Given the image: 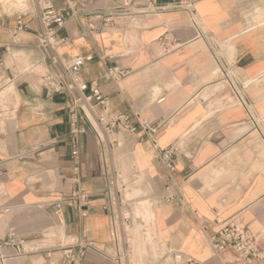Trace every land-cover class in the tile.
Masks as SVG:
<instances>
[{"label": "crops", "instance_id": "obj_1", "mask_svg": "<svg viewBox=\"0 0 264 264\" xmlns=\"http://www.w3.org/2000/svg\"><path fill=\"white\" fill-rule=\"evenodd\" d=\"M50 1L68 16L57 33L69 38L56 50L57 65L38 42V10L9 11L0 3V241L10 242L5 255L19 244L26 250L5 264H67L64 248L110 242L99 128L89 124L79 138L76 183L70 98L52 94L42 80L63 77L76 56L91 57L77 81L99 86L108 115L130 118L114 157L139 203L131 210L135 264H160L162 255L173 264L174 253L230 264L232 254H214L211 238L231 221L257 235V264H264V141L239 105L221 101L227 88L209 51L247 84L242 92L264 131V0ZM177 2L191 4L202 37ZM112 67L130 73L105 79ZM152 138L172 153L171 171L158 162ZM76 185L89 196L87 208L56 212L53 202ZM82 264L114 263L89 250Z\"/></svg>", "mask_w": 264, "mask_h": 264}, {"label": "built area", "instance_id": "obj_2", "mask_svg": "<svg viewBox=\"0 0 264 264\" xmlns=\"http://www.w3.org/2000/svg\"><path fill=\"white\" fill-rule=\"evenodd\" d=\"M36 7L39 12V20L41 30L38 35V42L41 47L46 48L51 55L52 64L60 63L57 54V48L67 44L69 38L59 37L57 35L68 18L63 11L56 10L50 0H35ZM175 9H186L190 15V23L192 28L202 37L198 20L191 4L184 5L177 2L173 5ZM21 15L17 18L16 30H22ZM167 50V48H166ZM169 51V50H167ZM209 51L213 55L218 71L225 83L227 92L221 93V101L225 105H239L246 116V122L252 131L264 141V131L260 121L252 109V102L248 100L243 90L247 84H238L234 76L229 72L228 66H221L213 48L209 47ZM91 59L90 56H76L64 68L63 77L53 79L48 75L42 77L44 86L52 94L67 95L70 98L69 107V140H70V159L72 160L73 170L75 173L74 181L78 182V158L80 153L79 138L84 134L89 124H95L100 131V141L105 147L101 152V179L104 182L102 191L103 197L106 199L107 217L111 232V239L107 245L97 247L96 244L89 240H82L63 249V256L67 264H82L83 258L87 251L93 250L101 253L114 264H135L132 255V243L130 239V231L132 230V209L137 203L131 193V182L126 178L119 165L115 164L114 152L121 147L119 136L127 135L130 129V118L125 115H108L106 107V98L103 97L99 86L91 82L89 84L78 82L76 76L82 67ZM130 71L120 70L117 67L108 68L105 73V79L111 81H119L128 76ZM74 93V95H72ZM164 97L157 100L161 103ZM146 121L142 122V127L147 130L149 136H154V130L148 127ZM118 138V139H117ZM152 145L158 151V162L163 168L173 169L172 153L160 150L155 139L152 138ZM89 196L76 185L68 194L60 196L52 206L56 212H59L64 205L83 211L87 208ZM142 202L140 203V205ZM143 206V205H141ZM40 207H43L42 205ZM257 235L249 229L241 226L235 221L225 224L211 238V247L214 254L222 256L225 253H231L233 262L230 264H257L261 260V256L255 249ZM9 241H0V264H5L6 260L18 257L26 252L22 244L15 245V252L11 255L2 253V248L9 245ZM35 250V248H32ZM173 264H203L195 259L183 256L180 253L172 255ZM160 264H164V255L160 257ZM222 264H227L223 261Z\"/></svg>", "mask_w": 264, "mask_h": 264}, {"label": "rangeland", "instance_id": "obj_3", "mask_svg": "<svg viewBox=\"0 0 264 264\" xmlns=\"http://www.w3.org/2000/svg\"><path fill=\"white\" fill-rule=\"evenodd\" d=\"M0 3L3 4V6L9 11H30L33 9H37L35 0H3L0 1ZM119 140V142L121 143V139ZM132 232L133 231L131 230L130 233Z\"/></svg>", "mask_w": 264, "mask_h": 264}, {"label": "bare ground", "instance_id": "obj_4", "mask_svg": "<svg viewBox=\"0 0 264 264\" xmlns=\"http://www.w3.org/2000/svg\"><path fill=\"white\" fill-rule=\"evenodd\" d=\"M0 1H3V0H0ZM5 1H8V0H5ZM256 11V10H255Z\"/></svg>", "mask_w": 264, "mask_h": 264}]
</instances>
